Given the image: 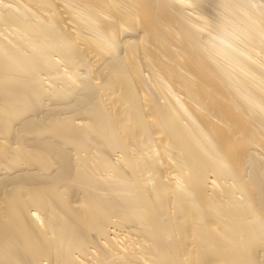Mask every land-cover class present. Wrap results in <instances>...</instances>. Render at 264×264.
Segmentation results:
<instances>
[{"label":"bare ground","instance_id":"1","mask_svg":"<svg viewBox=\"0 0 264 264\" xmlns=\"http://www.w3.org/2000/svg\"><path fill=\"white\" fill-rule=\"evenodd\" d=\"M0 264H264V0H0Z\"/></svg>","mask_w":264,"mask_h":264}]
</instances>
